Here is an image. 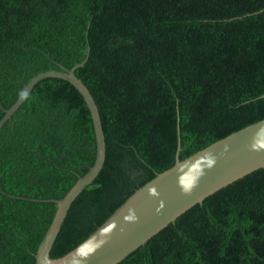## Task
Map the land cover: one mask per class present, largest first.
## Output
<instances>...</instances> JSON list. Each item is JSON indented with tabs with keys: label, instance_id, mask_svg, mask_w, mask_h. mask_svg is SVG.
I'll return each mask as SVG.
<instances>
[{
	"label": "trees",
	"instance_id": "trees-1",
	"mask_svg": "<svg viewBox=\"0 0 264 264\" xmlns=\"http://www.w3.org/2000/svg\"><path fill=\"white\" fill-rule=\"evenodd\" d=\"M85 53L73 71L97 106L104 158L70 201L51 257L175 152L181 159L264 116V0H0V116L33 74ZM93 158L79 91L61 77L39 78L0 124V264L33 262L55 208L41 198L61 196ZM114 264H264V165Z\"/></svg>",
	"mask_w": 264,
	"mask_h": 264
},
{
	"label": "water",
	"instance_id": "water-1",
	"mask_svg": "<svg viewBox=\"0 0 264 264\" xmlns=\"http://www.w3.org/2000/svg\"><path fill=\"white\" fill-rule=\"evenodd\" d=\"M47 68L25 81L15 99L0 116V124L18 106L33 83L44 76L68 80L81 94L88 108L93 136L92 163L59 197L41 198L55 203L30 264H114L176 215L220 186L264 165V116L245 124L179 159L134 188L83 239L64 253L51 257L49 249L73 197L89 183L103 162L104 136L92 95L74 68ZM178 133V116H176ZM178 143V139H177ZM34 199V198H33Z\"/></svg>",
	"mask_w": 264,
	"mask_h": 264
}]
</instances>
